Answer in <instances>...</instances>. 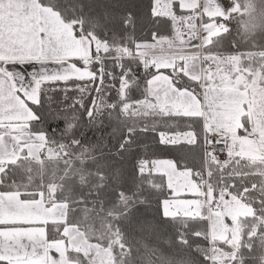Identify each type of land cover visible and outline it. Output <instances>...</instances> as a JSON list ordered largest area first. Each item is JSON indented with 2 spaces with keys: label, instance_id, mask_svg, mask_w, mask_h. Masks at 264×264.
<instances>
[{
  "label": "snow or ice",
  "instance_id": "obj_1",
  "mask_svg": "<svg viewBox=\"0 0 264 264\" xmlns=\"http://www.w3.org/2000/svg\"><path fill=\"white\" fill-rule=\"evenodd\" d=\"M0 264H264V0H0Z\"/></svg>",
  "mask_w": 264,
  "mask_h": 264
},
{
  "label": "trees",
  "instance_id": "obj_2",
  "mask_svg": "<svg viewBox=\"0 0 264 264\" xmlns=\"http://www.w3.org/2000/svg\"><path fill=\"white\" fill-rule=\"evenodd\" d=\"M88 135H89V137H93V138H94L95 133H93V132L90 131V132L88 133Z\"/></svg>",
  "mask_w": 264,
  "mask_h": 264
},
{
  "label": "crops",
  "instance_id": "obj_3",
  "mask_svg": "<svg viewBox=\"0 0 264 264\" xmlns=\"http://www.w3.org/2000/svg\"><path fill=\"white\" fill-rule=\"evenodd\" d=\"M223 2H224L225 4H228V3H230V0H223Z\"/></svg>",
  "mask_w": 264,
  "mask_h": 264
}]
</instances>
